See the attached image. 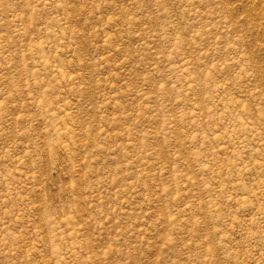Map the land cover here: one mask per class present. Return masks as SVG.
I'll return each mask as SVG.
<instances>
[{"label": "rangeland", "instance_id": "rangeland-1", "mask_svg": "<svg viewBox=\"0 0 264 264\" xmlns=\"http://www.w3.org/2000/svg\"><path fill=\"white\" fill-rule=\"evenodd\" d=\"M0 264H264V0H0Z\"/></svg>", "mask_w": 264, "mask_h": 264}]
</instances>
